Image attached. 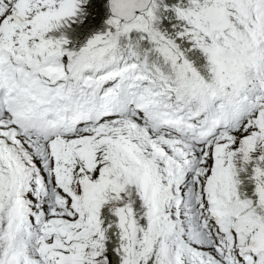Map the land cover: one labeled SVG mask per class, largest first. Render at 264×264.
Wrapping results in <instances>:
<instances>
[{"label": "snow or ice", "instance_id": "snow-or-ice-1", "mask_svg": "<svg viewBox=\"0 0 264 264\" xmlns=\"http://www.w3.org/2000/svg\"><path fill=\"white\" fill-rule=\"evenodd\" d=\"M0 264H264V0H0Z\"/></svg>", "mask_w": 264, "mask_h": 264}]
</instances>
